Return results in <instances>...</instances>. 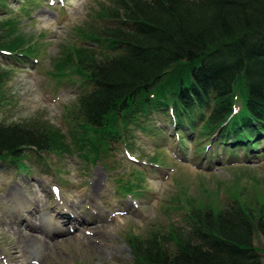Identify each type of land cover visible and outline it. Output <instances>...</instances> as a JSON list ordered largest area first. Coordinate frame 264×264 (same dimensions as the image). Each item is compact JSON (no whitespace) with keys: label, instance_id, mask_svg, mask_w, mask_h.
I'll return each instance as SVG.
<instances>
[{"label":"trees","instance_id":"trees-1","mask_svg":"<svg viewBox=\"0 0 264 264\" xmlns=\"http://www.w3.org/2000/svg\"><path fill=\"white\" fill-rule=\"evenodd\" d=\"M30 1L20 0L25 15ZM99 8V23L78 27L81 43L67 45L50 71L56 82L83 87L71 110V141L46 120L0 122V161L12 166L27 149L62 155L74 147L98 160L153 111L170 113L178 137L197 130L228 155L264 148V0H109ZM18 17L0 21V56L16 64L37 52ZM4 67L0 104L13 68ZM182 220L145 237L128 234L133 264H262L255 238L264 243V203H191Z\"/></svg>","mask_w":264,"mask_h":264},{"label":"rangeland","instance_id":"rangeland-1","mask_svg":"<svg viewBox=\"0 0 264 264\" xmlns=\"http://www.w3.org/2000/svg\"><path fill=\"white\" fill-rule=\"evenodd\" d=\"M39 1H30L27 15L20 0H6L0 11V21L20 16L17 29L35 38L37 49L18 64L0 56V67H13L1 87L0 122L46 120L69 142L71 110L83 87L56 82L50 71L67 45L81 43L78 27L99 23L100 4L109 0ZM140 123L98 160L86 161L74 147L62 155L27 149L12 166L0 161V264H133L125 237L184 224L191 203H264L262 144L249 156L240 149L228 155L197 130L177 138L170 113L153 111ZM256 151L263 152L259 158ZM125 183L130 195L118 192ZM22 208L30 209L26 220L15 222ZM255 245L264 264L261 236Z\"/></svg>","mask_w":264,"mask_h":264},{"label":"bare ground","instance_id":"bare-ground-1","mask_svg":"<svg viewBox=\"0 0 264 264\" xmlns=\"http://www.w3.org/2000/svg\"><path fill=\"white\" fill-rule=\"evenodd\" d=\"M31 206H32V205H31ZM27 207H28V206H27ZM10 216H11V215H10ZM14 216H15V215H14ZM12 217H13V216H12ZM11 224H12V223H11ZM13 225H14V224H13ZM27 241H28V240H27ZM32 242H33V241H32ZM9 244H10V243H9ZM14 252H15V251H14ZM14 252H13V253H14ZM16 257H17V255H16Z\"/></svg>","mask_w":264,"mask_h":264}]
</instances>
